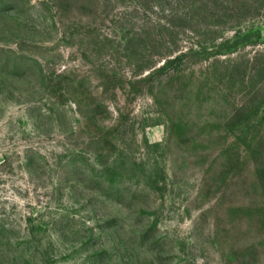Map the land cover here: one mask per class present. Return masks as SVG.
<instances>
[{"label":"rangeland","instance_id":"obj_1","mask_svg":"<svg viewBox=\"0 0 264 264\" xmlns=\"http://www.w3.org/2000/svg\"><path fill=\"white\" fill-rule=\"evenodd\" d=\"M0 264H264V0H0Z\"/></svg>","mask_w":264,"mask_h":264}]
</instances>
